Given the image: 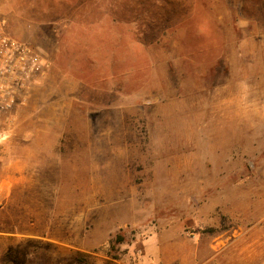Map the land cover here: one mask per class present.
Returning <instances> with one entry per match:
<instances>
[{"label":"rangeland","instance_id":"obj_1","mask_svg":"<svg viewBox=\"0 0 264 264\" xmlns=\"http://www.w3.org/2000/svg\"><path fill=\"white\" fill-rule=\"evenodd\" d=\"M0 13L51 63L0 138V264H264V0Z\"/></svg>","mask_w":264,"mask_h":264},{"label":"built area","instance_id":"obj_2","mask_svg":"<svg viewBox=\"0 0 264 264\" xmlns=\"http://www.w3.org/2000/svg\"><path fill=\"white\" fill-rule=\"evenodd\" d=\"M50 67L45 55L11 35L0 13V138L7 132L15 109Z\"/></svg>","mask_w":264,"mask_h":264},{"label":"trees","instance_id":"obj_3","mask_svg":"<svg viewBox=\"0 0 264 264\" xmlns=\"http://www.w3.org/2000/svg\"><path fill=\"white\" fill-rule=\"evenodd\" d=\"M79 255H81V254H79ZM77 261L80 262V263L82 262V261H80L79 259H78Z\"/></svg>","mask_w":264,"mask_h":264},{"label":"crops","instance_id":"obj_4","mask_svg":"<svg viewBox=\"0 0 264 264\" xmlns=\"http://www.w3.org/2000/svg\"><path fill=\"white\" fill-rule=\"evenodd\" d=\"M76 21V20H75Z\"/></svg>","mask_w":264,"mask_h":264}]
</instances>
